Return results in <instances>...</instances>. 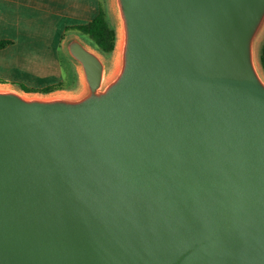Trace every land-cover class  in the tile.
Segmentation results:
<instances>
[{"label": "water", "instance_id": "water-1", "mask_svg": "<svg viewBox=\"0 0 264 264\" xmlns=\"http://www.w3.org/2000/svg\"><path fill=\"white\" fill-rule=\"evenodd\" d=\"M108 2L75 89L0 81V264H264V0Z\"/></svg>", "mask_w": 264, "mask_h": 264}, {"label": "rangeland", "instance_id": "rangeland-1", "mask_svg": "<svg viewBox=\"0 0 264 264\" xmlns=\"http://www.w3.org/2000/svg\"><path fill=\"white\" fill-rule=\"evenodd\" d=\"M104 7L108 10L118 38L117 23L111 15L108 0H104ZM28 28L26 40L21 45L8 49L0 46V81L21 89L24 86L32 89L27 90L29 94L40 95L79 86L76 62L67 54L63 44H57L56 33L39 30L42 27L33 24L28 25ZM76 32V29H70L68 35ZM106 56L108 59L114 58L115 51ZM55 79H62L63 82L51 83ZM50 86H54L51 91H44V88Z\"/></svg>", "mask_w": 264, "mask_h": 264}, {"label": "crops", "instance_id": "crops-1", "mask_svg": "<svg viewBox=\"0 0 264 264\" xmlns=\"http://www.w3.org/2000/svg\"><path fill=\"white\" fill-rule=\"evenodd\" d=\"M104 5V0H0V41L12 40L6 49L21 45L26 40L28 25L56 33L62 45L68 28L91 21ZM62 79L51 83H61Z\"/></svg>", "mask_w": 264, "mask_h": 264}, {"label": "trees", "instance_id": "trees-1", "mask_svg": "<svg viewBox=\"0 0 264 264\" xmlns=\"http://www.w3.org/2000/svg\"><path fill=\"white\" fill-rule=\"evenodd\" d=\"M76 29L78 33L82 34L88 41L98 47L106 55H110L117 43V32L113 25L107 8L101 6L99 13L89 22L71 26L68 28ZM12 40L0 41V46L12 43ZM261 60L264 66V43L261 49ZM25 90H32L25 88ZM54 86L44 88V91H51Z\"/></svg>", "mask_w": 264, "mask_h": 264}]
</instances>
